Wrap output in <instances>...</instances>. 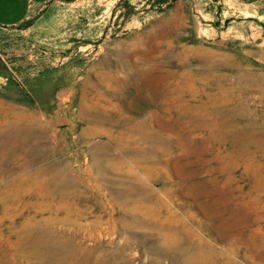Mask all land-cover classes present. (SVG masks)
<instances>
[{"label":"rangeland","instance_id":"rangeland-1","mask_svg":"<svg viewBox=\"0 0 264 264\" xmlns=\"http://www.w3.org/2000/svg\"><path fill=\"white\" fill-rule=\"evenodd\" d=\"M156 1L0 26V264H264V0Z\"/></svg>","mask_w":264,"mask_h":264},{"label":"bare ground","instance_id":"bare-ground-1","mask_svg":"<svg viewBox=\"0 0 264 264\" xmlns=\"http://www.w3.org/2000/svg\"><path fill=\"white\" fill-rule=\"evenodd\" d=\"M89 110V109H88ZM82 111V110H81ZM86 114H87V112H86ZM88 116V115H87ZM207 123V122H206ZM124 163V162H123ZM125 165V164H124ZM142 169V168H141ZM98 170H100V169H98ZM143 170V169H142ZM105 174V173H104ZM99 177V176H98ZM97 178V177H96ZM108 178V177H107ZM112 178V177H111ZM115 178V177H114ZM125 178V177H124ZM123 178V179H124ZM82 179V178H81ZM102 179V178H101ZM134 179V178H133ZM104 180V179H103ZM102 180V181H103ZM107 180V179H106ZM112 180H110V182H111ZM114 181V180H113ZM116 181V180H115ZM105 182V181H104ZM107 182V181H106ZM168 182V181H167ZM100 184H101V182H100ZM101 186H102V184H101ZM100 187V186H99ZM98 187V188H99ZM97 190H99V189H97ZM113 190V189H112ZM115 193H117V192H115ZM107 194V193H106ZM108 195V194H107ZM112 195H114V193H112ZM103 195H101V197H102ZM115 197V196H114ZM104 198V197H103ZM117 199V198H116ZM107 201V200H106ZM162 202H164V201H162ZM166 202V201H165ZM168 202H166V204H167ZM109 204V203H108ZM105 205V204H104ZM111 208H113V207H111ZM168 208H170V207H168ZM202 208V207H201ZM172 209V208H171ZM103 210V209H102ZM114 210V209H113ZM107 212V211H106ZM117 212V211H116ZM178 212V211H177ZM188 212V211H187ZM110 213V212H109ZM108 214V213H107ZM146 215V214H145ZM178 215V214H177ZM181 215V214H180ZM130 216V215H129ZM128 216V217H129ZM101 217V216H100ZM86 218V217H85ZM109 218V217H108ZM128 219V218H127ZM91 220V219H90ZM112 220V219H111ZM110 220V221H111ZM134 220V219H133ZM107 221V220H106ZM121 221H122V219H121ZM125 221V220H124ZM137 221V220H136ZM101 222V221H100ZM99 222V223H100ZM140 222V221H139ZM139 222H137V223H139ZM96 223V222H95ZM126 223L128 224V222L126 221ZM146 223H148V222H146ZM199 223V222H198ZM141 224V223H140ZM178 224V223H177ZM200 224H201V222H200ZM109 225V224H108ZM111 225H112V222H111ZM114 225V224H113ZM123 225V224H122ZM204 225V224H203ZM98 226V225H97ZM134 226V225H133ZM202 226V225H201ZM206 226H208V225H206ZM130 227V226H129ZM151 227V226H150ZM200 227V226H199ZM127 228V227H126ZM191 228V227H190ZM209 228V227H208ZM110 230V229H109ZM191 231H193L192 230V228L190 229ZM189 230V231H190ZM197 230V229H196ZM188 231V230H187ZM186 231V232H187ZM208 231H209V229H208ZM164 232V231H163ZM197 232V233H196ZM196 232H194L195 233V235L197 234L198 235V231H196ZM204 232V231H203ZM188 233V232H187ZM193 233V234H194ZM190 234V233H189ZM189 234L188 235H186V234H183L182 232H177V231H174V230H165V232H164V234L162 235V238H163V241H164V244L165 245H167V246H169L170 248H172L173 250H175L177 253H179V254H185V255H187L188 257H189V263L190 264H222V261H223V264L224 263H230V264H237L236 262H233L232 263V261H229V256H227L228 254L227 253H225L226 252V249L224 250L223 248L224 247H222V248H216V247H214L213 245H212V243L211 242H207L206 240H204L202 237H204V234H203V236H202V232H201V236H198L197 237V235L196 236H189ZM209 235V234H208ZM161 236V235H160ZM216 237V236H215ZM214 237V238H215ZM54 238V237H53ZM25 239V238H24ZM206 239H207V237H206ZM23 240V239H22ZM28 240V239H27ZM26 240V241H27ZM213 240V239H212ZM28 241H30V240H28ZM214 241V240H213ZM234 240H230V243L231 244H234ZM20 243V242H19ZM25 243V242H24ZM31 243H34V242H31ZM228 243V242H227ZM29 243H27V245H28ZM26 245V244H25ZM26 245V246H27ZM31 245V244H30ZM30 245H28V246H30ZM34 245V244H33ZM59 245V244H58ZM22 245H20V247H21ZM35 246H36V244H35ZM35 246L34 247H32V248H35ZM23 247V246H22ZM25 247V246H24ZM31 247V246H30ZM53 247V246H52ZM36 249H38V248H36ZM50 249H51V247H50ZM50 249H49V251H50ZM53 249H54V247H53ZM228 249V248H227ZM235 249V251H236V249H238V248H234ZM26 250V249H25ZM31 250V249H30ZM34 250V249H33ZM35 251V250H34ZM33 251V252H34ZM61 251H64V249H61ZM65 251H67V250H65ZM64 251V252H65ZM232 251V250H231ZM37 252V251H36ZM51 252V251H50ZM52 253V252H51ZM56 253V252H55ZM59 253H61V252H59ZM237 254V253H236ZM56 256V255H55ZM216 258L217 260H215V261H213V262H211V259H213V258ZM223 257H225V258H227V259H223ZM233 260V259H232ZM221 261V262H220ZM237 261V260H236ZM240 263V262H239Z\"/></svg>","mask_w":264,"mask_h":264},{"label":"crops","instance_id":"crops-1","mask_svg":"<svg viewBox=\"0 0 264 264\" xmlns=\"http://www.w3.org/2000/svg\"><path fill=\"white\" fill-rule=\"evenodd\" d=\"M50 0H0V26H16L26 20L30 12Z\"/></svg>","mask_w":264,"mask_h":264},{"label":"trees","instance_id":"trees-1","mask_svg":"<svg viewBox=\"0 0 264 264\" xmlns=\"http://www.w3.org/2000/svg\"><path fill=\"white\" fill-rule=\"evenodd\" d=\"M174 1H176V0H157L156 3L157 4H162V3H166V2H171L172 3Z\"/></svg>","mask_w":264,"mask_h":264}]
</instances>
